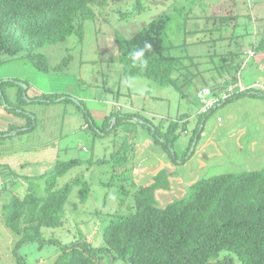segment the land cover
Returning a JSON list of instances; mask_svg holds the SVG:
<instances>
[{"label": "rangeland", "instance_id": "rangeland-1", "mask_svg": "<svg viewBox=\"0 0 264 264\" xmlns=\"http://www.w3.org/2000/svg\"><path fill=\"white\" fill-rule=\"evenodd\" d=\"M163 13L174 14L168 44L184 45L188 55L198 57L238 53L239 74L230 71L238 82L234 89L241 91L242 84L262 91L258 84L264 87V47L257 46L264 39V0H124L95 8V17L84 21L82 39L71 35L42 48L49 72L39 70L24 54L4 56L0 87L3 84L10 103L0 102L7 107L6 113H0V264H53L59 242L82 237L100 242L109 213L118 210L119 199L128 195L119 192L121 186L135 192L133 182L151 184L159 169L174 171L170 190L157 192L161 207L182 198L201 179L264 169V97L249 94L218 104L206 116L203 113L198 90L212 87L211 102L224 89L215 86L216 79L221 83L233 78L228 68L219 75L216 59L195 58L203 63L201 77L180 87L123 74L117 37H133ZM218 14L238 17L228 31L215 32L211 41L207 38L203 43V26H214L208 18ZM231 36L234 40L228 41ZM215 38L220 40L213 42ZM254 48L255 56L250 57L248 51ZM178 51L171 53L185 54ZM60 64L65 68L56 72ZM52 93L65 95L54 102L43 101L44 95ZM86 114H91L97 132L87 124ZM123 115L128 117L112 129ZM176 120L180 121L178 138L168 151L163 139L156 142L154 127L167 131ZM30 121L32 130L14 135L19 129L13 123L23 126ZM73 159L80 160L79 165L59 177L56 188L77 179L87 181V201L81 202V186L73 185L63 225L44 226L42 240L21 243L26 230L18 233L8 227L7 206L29 192L44 196V176L55 171L58 161Z\"/></svg>", "mask_w": 264, "mask_h": 264}, {"label": "trees", "instance_id": "trees-1", "mask_svg": "<svg viewBox=\"0 0 264 264\" xmlns=\"http://www.w3.org/2000/svg\"><path fill=\"white\" fill-rule=\"evenodd\" d=\"M122 1L0 0V64L4 56L24 54L36 62L39 70L49 72V65L40 51L42 48L63 42L71 35L82 39L84 21L95 17V8L99 10ZM173 15L163 13L157 16L131 38L117 37L119 61L125 76L149 78L160 85L186 86L202 75L200 67L203 63L200 59L195 60L200 57L201 60L206 57H212L213 61L216 59L221 77L227 68L231 75L230 71L239 74L235 62L238 53L224 51L198 57L188 55L184 45L168 44ZM237 17L233 14L209 17L214 26H203L205 35L201 41L207 43V38L211 41L213 33L228 31ZM218 40L215 38L213 42ZM227 40L234 38L231 36ZM146 44L151 47L146 48ZM257 47H264V39ZM141 50L143 56L134 58L135 53ZM174 50L185 54L174 55L171 53ZM66 63L67 60L63 62L64 65ZM64 68L60 64L56 72ZM215 82V86L223 90L230 84L234 87L238 83L234 75L225 82L219 83L217 79ZM5 83L9 84V81ZM0 89V102L8 101L3 84ZM251 90L254 89L235 90L220 104L249 94L264 97V91L254 90L256 93H253ZM23 95L22 89L20 101ZM64 95H44L43 101L54 102ZM68 100L72 101L69 98L65 101ZM17 108L14 107L15 110ZM85 116L89 127L95 130L91 114ZM126 117L118 116L112 129ZM28 124L15 129L21 128L20 133L25 126L27 131L35 127L31 121ZM179 125L180 121L176 120L170 122L167 131L154 127L156 142L161 143L163 139L162 145L170 151L177 141ZM105 126L110 127V124ZM7 132L9 130L4 133ZM170 156L177 162L176 154L170 152ZM79 163L78 159L58 161L55 171L44 176V196L29 192L22 200L13 198L7 206L5 216L8 227L18 233L26 230L27 236L21 243L42 240L40 230L44 226L55 228L63 225L64 206L73 185L81 186V202L87 201L90 195L87 181L77 179L60 189L56 188L57 179ZM173 175V169L165 167L156 173L151 184L136 186L133 182L132 186L137 189L135 192L121 186L119 192L128 195L119 199L118 210L109 213L110 219L100 242L93 243L88 237L71 243L59 242V254L53 264H264V169L201 179L192 183L182 198L161 207L157 192L170 190ZM126 201V212H122Z\"/></svg>", "mask_w": 264, "mask_h": 264}, {"label": "built area", "instance_id": "built-area-1", "mask_svg": "<svg viewBox=\"0 0 264 264\" xmlns=\"http://www.w3.org/2000/svg\"><path fill=\"white\" fill-rule=\"evenodd\" d=\"M248 55L250 57H254L255 53H254L253 50H249L248 51ZM239 86H240L241 90H244V89H242L241 85H239ZM258 87L260 88V90L264 91V87L263 86L258 84ZM233 92H234V87L230 86L226 90H223V92H222V94L220 96H215L214 100L210 102L208 100V97L214 94L213 90L211 88H209V87H204L202 90H198L196 96H197V99L202 104H204L203 113L206 114L210 110L216 108L218 106V104L221 103V101L226 100L231 94H233Z\"/></svg>", "mask_w": 264, "mask_h": 264}, {"label": "crops", "instance_id": "crops-1", "mask_svg": "<svg viewBox=\"0 0 264 264\" xmlns=\"http://www.w3.org/2000/svg\"><path fill=\"white\" fill-rule=\"evenodd\" d=\"M241 86H242V89H247L242 84H241ZM256 99H259V98H256ZM260 100H262V99H260ZM0 113H6V107H4L1 103H0ZM9 125L12 126V124H9ZM13 125H14V128L17 127V126H19L18 124H15V123H13ZM19 130H21V128ZM19 130H18V132H19ZM25 130L27 131V128H25L23 131H25ZM160 170L161 169H159L157 172H159Z\"/></svg>", "mask_w": 264, "mask_h": 264}, {"label": "clouds", "instance_id": "clouds-1", "mask_svg": "<svg viewBox=\"0 0 264 264\" xmlns=\"http://www.w3.org/2000/svg\"><path fill=\"white\" fill-rule=\"evenodd\" d=\"M145 47H146V48H150L151 45L146 44ZM141 56H143V50H141V51H139V52H136L134 58H139V57H141ZM216 108H217V107H216ZM210 111H211V110H210ZM206 114H207V113H206ZM204 115H205V114H204Z\"/></svg>", "mask_w": 264, "mask_h": 264}, {"label": "water", "instance_id": "water-1", "mask_svg": "<svg viewBox=\"0 0 264 264\" xmlns=\"http://www.w3.org/2000/svg\"><path fill=\"white\" fill-rule=\"evenodd\" d=\"M3 101H4V100H3ZM58 101H59V100H58ZM60 101H61V100H60ZM24 129H25V128H24ZM17 132H18V131H15V132H14V135L17 134ZM195 144H196V143H195Z\"/></svg>", "mask_w": 264, "mask_h": 264}]
</instances>
